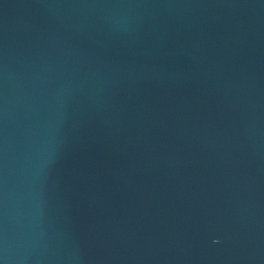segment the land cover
<instances>
[{
  "label": "water",
  "instance_id": "95a60500",
  "mask_svg": "<svg viewBox=\"0 0 264 264\" xmlns=\"http://www.w3.org/2000/svg\"><path fill=\"white\" fill-rule=\"evenodd\" d=\"M0 264H264V0H0Z\"/></svg>",
  "mask_w": 264,
  "mask_h": 264
}]
</instances>
